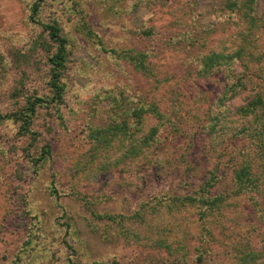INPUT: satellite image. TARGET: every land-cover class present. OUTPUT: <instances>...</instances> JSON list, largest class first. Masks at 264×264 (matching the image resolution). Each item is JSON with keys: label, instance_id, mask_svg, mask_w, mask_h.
I'll use <instances>...</instances> for the list:
<instances>
[{"label": "rangeland", "instance_id": "374dc122", "mask_svg": "<svg viewBox=\"0 0 264 264\" xmlns=\"http://www.w3.org/2000/svg\"><path fill=\"white\" fill-rule=\"evenodd\" d=\"M35 1L0 0V264H92L96 258L114 256L126 261L139 253L138 248L128 241L124 244L122 236L105 241L102 229L115 232L116 228L96 213H132L143 199L156 195L170 199L199 189L207 145L198 144L192 156L203 166L197 173L183 167L154 172L142 187L128 189L114 173L102 174L97 182L78 175L76 167L88 154L85 129L89 123L107 125L112 103L107 93L114 87L128 90L135 99L158 102L168 111L180 99L192 107L201 90L210 96L215 109H220L217 101L222 97L232 111L244 104L249 89L233 98L230 93L221 95L233 81L231 70L242 72V66L198 79L187 73L186 64L200 53L199 46H190L188 39L178 41L191 32L207 35L208 48L216 46L232 30V17L221 12L227 0H44L40 23L30 17ZM255 10L264 17V0H255ZM41 22H57L67 39L66 92L61 105L36 103L37 97L52 95L49 59L57 48ZM261 37L264 41V33ZM41 39H47V48L38 43ZM113 49L131 55L138 50L148 52L150 72L117 60ZM176 90L181 96L178 100L172 98ZM32 102L36 112L26 130L24 119L15 116L25 114ZM227 186L221 182L215 189L227 191ZM250 202H243L236 215L228 212L224 229H213L216 236H227V247L236 234L249 228L250 220H256L258 213L251 214ZM191 209L196 213L179 210L172 221L179 225L197 222L199 207ZM132 225L140 227L138 222ZM261 238L258 231H251L252 242Z\"/></svg>", "mask_w": 264, "mask_h": 264}, {"label": "trees", "instance_id": "16d2710c", "mask_svg": "<svg viewBox=\"0 0 264 264\" xmlns=\"http://www.w3.org/2000/svg\"><path fill=\"white\" fill-rule=\"evenodd\" d=\"M43 2L36 0L32 5L30 17L37 23H40L38 15ZM221 12L232 17L229 25L232 30L219 39L216 46L212 44L208 48L211 42L207 35L191 32L178 41L188 39L190 46H199L200 53L187 59L189 63L186 64L187 73L198 79H208L219 71L242 66V72L231 70L233 81L227 83V89L221 95L230 93L229 97L233 98L249 89L250 97L244 104L232 111L226 105L227 99L222 97L217 101L220 109H215L208 100L210 96L201 90L192 107H186L180 99L173 102V108L168 111L158 102L135 99L126 93L128 90L114 87L107 93L112 101L107 125L89 123L86 127L83 137L87 141L88 154L76 169L80 177L93 182L109 172L121 177L120 184L124 188H140L150 173L181 167L186 172L197 173L203 166L192 156L201 142L207 145L208 154L199 189L170 199L157 195L143 199L132 213H96L97 217L114 222L116 228L115 232H110L107 227L102 231L99 228L105 241L122 236L123 243L128 241L136 245L139 253L126 261L115 256L96 258L92 264H264V41L261 37L264 17L256 14L255 0H227ZM236 12L240 17H234ZM41 23L57 48L49 59L52 95L37 97L36 103L61 105L66 92L63 72L67 39L57 22ZM38 43L48 46L47 39L38 40ZM112 52L117 55V60L129 61L134 70L150 72L148 52L138 50L136 55L127 50L113 49ZM178 93L176 90L172 98L178 100L181 97ZM120 96L122 98L118 99ZM136 101L139 103L135 104ZM35 112L36 104L32 102L25 114H17L15 118L24 119L22 127L28 130ZM2 117L0 114V121ZM221 182L228 183L227 191L215 189ZM249 201V211L252 215L254 210L257 211V218L250 220L249 228L236 234L227 247V236H224L226 239L218 237L213 229H224L228 212L236 215L234 211ZM187 204L199 207L198 221L191 220L193 224L190 225L174 223L173 215L179 210L196 213ZM136 222L140 227H133ZM251 231L262 235L259 242L251 241Z\"/></svg>", "mask_w": 264, "mask_h": 264}]
</instances>
